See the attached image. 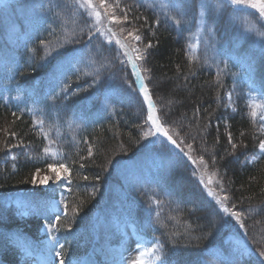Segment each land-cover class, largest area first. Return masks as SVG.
I'll list each match as a JSON object with an SVG mask.
<instances>
[{"label": "rangeland", "instance_id": "374dc122", "mask_svg": "<svg viewBox=\"0 0 264 264\" xmlns=\"http://www.w3.org/2000/svg\"><path fill=\"white\" fill-rule=\"evenodd\" d=\"M134 2L148 6L160 21L173 25L180 35L181 33L188 35L190 58L208 64L209 69L219 72L220 76L231 83L227 90V94L231 93V100L226 95L228 102L225 104L226 107L239 104L241 110L260 129L261 124L264 123L261 120V116L264 115V91L254 76V62L249 55L250 48L243 49L240 45L243 36H253L255 42L262 39V36L257 35V30L264 32V24L259 22L256 10L235 9L227 6L226 0H199L196 12L184 15H178L174 9H162L161 4L169 0H120V5L121 7L133 5ZM94 3L98 4L99 0H94ZM106 3L114 5L115 0H106ZM171 3L179 4L177 0H171ZM202 3L212 6L214 11L212 20H207L208 9L200 8ZM221 5L229 8V12L221 15L227 21L224 28L217 27L216 21L219 17L217 9ZM181 10L184 12V8L181 7ZM100 11L103 13L104 10L100 9ZM116 14L121 15L118 9ZM172 17L180 19L181 24L177 25ZM131 21L133 19L130 18V23L112 24L113 30L118 33V36L112 38V44H107L103 36L99 39L94 38L92 50L85 51L83 62L67 68L66 77L60 75L54 77L53 68L62 59L63 53L58 55L54 53L52 55L55 56L54 62L50 66L46 63L40 68H33L35 52L40 49L43 52L41 60H45L51 44L63 41L65 33L73 27L77 29L83 27L87 30V25L93 21L88 19L87 13L83 10H76L74 0H0V26L3 27V32L0 33V100L14 113L23 115L24 119L20 118L23 122L30 120L29 127L32 134L29 140L14 139L12 145L19 146L16 147L14 154L10 153L9 157L11 159L13 156L28 157V160L33 161L37 166L29 187L0 194V264H4V261L12 264L5 257L15 261L13 264H26L27 259L32 260L33 264H49L50 259L54 257V252H50L51 245L55 243L52 236L58 237L59 244L65 245L63 249L65 264L70 262L71 264H112L113 260L120 264L121 256L126 260L134 259L138 256L137 248L142 251L150 248L155 242L154 237L151 236V240H148L139 234L149 227L147 217L146 224L141 223V228L133 226L130 222L127 213L131 205L126 199L130 193L140 190L154 189L158 193L163 190L159 184L154 183L159 180L164 161L167 163L172 156L170 154L164 157L162 153L172 152V149L174 151L177 147L168 142L167 146L162 145L157 138L159 136L149 137L133 159L123 158L118 162L117 180L105 187L100 202L97 205L93 204L95 209L90 213L87 224L85 222L78 227H66L65 232L60 234L55 230L54 222L56 216L63 213L66 191L69 188V174L59 169L57 162H62L67 167L66 158L69 154L83 156L91 146L86 135L115 117L114 110L119 105L135 102L134 90L128 88L124 78L121 83L116 80L114 74L115 69L126 74L125 64H128L126 59L125 64L122 65L119 59L115 58L117 52L123 51L115 40L126 37V32L120 33V27L135 26ZM154 24L155 21L153 26ZM252 25H255V28ZM105 26H107L106 21ZM259 26H262L263 31ZM130 39L128 38L129 41ZM41 41H45L47 46L41 44ZM97 46L102 49L105 62H111V72L107 76L102 74L100 83L95 84L94 76L86 73L94 72V66H88L90 56L98 60L102 58L96 56ZM117 60L118 63L115 62ZM113 62L116 63L115 66ZM137 63L141 69L146 68L144 61ZM76 68L80 71L76 72ZM23 69L31 72L32 77L23 73ZM158 79L160 80L159 77ZM63 83L70 85L67 100L63 95H56L60 92ZM123 86L126 87V93L122 92ZM73 91L80 93V96H76L77 100L68 106ZM253 111L257 113L255 118L252 116ZM146 116L147 112L144 118L138 115L134 120L137 129L142 133L147 129V125H144L143 129L139 126L144 124ZM39 120L44 121L43 132L37 126ZM45 136L48 139H45ZM261 139H264L262 131ZM181 145L188 152L190 151L185 144ZM45 147L50 148L49 154L44 153ZM253 156L257 158L262 156L258 147L257 151L248 157V162L256 160L252 159ZM196 160L200 172L206 177L207 169L199 163V158ZM49 163H53L60 171L62 177L60 181L54 180L56 171L48 168ZM65 176L67 179H64ZM45 177H48L47 182L41 184L40 181ZM161 197L167 198V192L165 191ZM144 210L148 216L151 215L149 210L145 208ZM18 220L27 225L28 231L33 236L27 233L25 238V235L16 233L13 226ZM50 222L54 225L53 229L48 227ZM59 244H56L57 251L60 250ZM225 248H230L236 254L243 253L242 258L250 255V249L242 237L235 234L228 237L224 244L212 249L211 262L207 264H222ZM144 259L145 264H156L151 255Z\"/></svg>", "mask_w": 264, "mask_h": 264}, {"label": "trees", "instance_id": "16d2710c", "mask_svg": "<svg viewBox=\"0 0 264 264\" xmlns=\"http://www.w3.org/2000/svg\"><path fill=\"white\" fill-rule=\"evenodd\" d=\"M177 2L184 8L185 14H188L196 12L199 0ZM133 6L136 7L134 12L130 13V18L141 17L140 20L131 21L135 27L144 24V17H147L149 25L153 26L157 19L153 11L137 2H134ZM217 12V27L224 28L227 21L221 15L229 12V8L223 7ZM213 14L212 7L206 10L207 20H212ZM259 28L263 31L262 26ZM2 32L3 27L0 26V33ZM141 34L145 37V44L151 40L154 45L148 49L149 55L144 61V66L152 71L144 73L153 92L157 114L163 116L168 113L164 122L169 126L170 134L174 135V129L179 133L178 137L174 135L178 143L183 139V144H191L192 149L188 152L180 144L176 150L162 153L164 157L170 154L172 156L167 163L164 161V167L159 174L158 183L163 190L160 193L154 189L130 193L128 203L131 208L128 214L139 225L146 222V217L150 218L151 226L148 225L145 234L165 242V253L178 264H207L209 258L204 253L206 248L221 242L233 231L243 236L254 254L250 260L241 264H261L258 251L264 248V156L251 163L246 159L256 152L261 140V130L241 110L239 104L226 107L227 90L231 83L218 76L217 71L209 69L208 64L190 58L186 33H181L182 36L173 25L160 21V24H154L151 30L147 26L142 27ZM57 44H51V48ZM240 45L243 49L250 48L254 76L264 91V36L259 42H255L253 36H243ZM42 55L40 49L35 52L33 68H40L46 63H49L48 66L53 64L55 56L41 60ZM115 62L118 63V60ZM115 62L113 66L116 65ZM125 67L126 74H122L118 69L114 70L115 79L120 83L125 77L128 82L133 81L129 64H125ZM22 72L32 77L31 72L25 69ZM109 72L111 64L102 74L107 76ZM126 91L123 86L122 92ZM133 94L134 103H122L114 110L115 117L86 135L92 147L91 156L88 152L83 156L72 153L66 158L71 182L66 194L67 207L57 223L61 233L65 232L66 227H78L88 221L94 206L100 202V196L104 195L105 187L117 180L118 162L123 158L133 159L147 143L148 138L143 137L142 131L137 129V123L134 121L138 115L145 117L147 106L135 90ZM78 95L80 96V93L70 96L68 106L77 100ZM196 109H199V112ZM13 113L10 107L0 101V194L29 187L37 167L28 157H16L15 160L9 157L10 153L14 154L17 149L11 147L9 150L6 145H12L14 139L25 141L32 138L30 120L23 122V115ZM229 132L232 142L237 144L235 150L228 141ZM12 133H15V136ZM157 138L162 145L167 146L164 138ZM200 156L208 161L207 167L204 168L209 176L205 177L199 170L196 159ZM212 158L216 159V164L211 162ZM81 164L84 167H81ZM97 176L100 177L99 180L96 179ZM84 177L88 179L85 180ZM88 186L90 187L87 188ZM209 190L220 197L228 196L225 204L230 208L235 204L234 210L244 213V228L240 227L235 218L223 213L216 197L209 195ZM165 191L167 198H162ZM145 200L147 201L144 205ZM144 208L149 210L151 215L148 216ZM209 221H212L211 227ZM14 224L29 232L27 225L22 221L18 220ZM208 232L212 235L205 236ZM196 237L204 238L198 241ZM174 243H177L178 247L169 251Z\"/></svg>", "mask_w": 264, "mask_h": 264}, {"label": "snow or ice", "instance_id": "6c2138e0", "mask_svg": "<svg viewBox=\"0 0 264 264\" xmlns=\"http://www.w3.org/2000/svg\"><path fill=\"white\" fill-rule=\"evenodd\" d=\"M226 5L231 6L235 9L244 10V9H254L258 13V20L261 24H264V0H226ZM74 7L77 11L83 10L88 15V19L92 20L93 22L91 24L87 25V30L85 28L81 27L77 29V27H73L70 31L65 33V39L63 41H58V44L54 48H49L48 53L46 54L45 59L47 60L48 57L55 54H62V59L54 66L52 75L56 77L57 75L65 76L66 77V69L71 68L74 66V64H80L83 62L84 54L86 50L91 51L92 50V41L94 38L99 39L100 36H103L105 38V42L107 44H112L113 37L118 36V33L113 30L111 27L112 24L122 25L126 23H130L129 13L134 11L133 5H124L121 7L120 0H115L114 5L106 3V0H99V3H94V0H74ZM212 6L207 3H202L200 5V8L204 9H210ZM225 7V5H221L217 10L222 9ZM162 9H174L178 15H184L185 13L181 10V5L171 3V0L169 2H165L161 4ZM100 9H103V13L100 11ZM119 10L121 15L116 14V10ZM134 20H140V16H135L133 18ZM144 24L140 27H131V28H125L120 27V33H127L126 37L123 39H116L115 43L119 45L120 49H122L121 52H117L115 55L116 59H119L120 64H125V59L128 64L131 65V68L133 70V73L136 77L135 81L128 82L127 78L125 77V83H127L128 88L137 90L141 95L143 102L147 106V116L144 120V124L140 125L142 129L144 128V125H147V129L143 131V137L145 139L149 137H163L166 142L170 143L171 145L179 148L180 144L184 143L183 139L179 140V143L177 139L174 138L175 136H179L178 132H175L173 129V134H170L169 126H166V123L164 122V117L168 115V113H164L163 116L157 114V106L155 101L153 100V92L152 89L149 88L148 83H145V78L143 75H141L140 67L137 63V61H146L147 56L149 55L148 49H151L154 47L151 40H149L146 44L144 43L145 37L141 34V28L144 26H147L149 30H151V25L148 23L147 17H144ZM172 19L175 20V23L177 25L181 24L180 19H176L175 17H172ZM105 21L107 22V26H105ZM73 24L75 25V21H73ZM155 24L159 25L160 20L157 18L155 20ZM253 28H255V25H252ZM257 35L264 36V32H260L257 30ZM128 38H131L130 41ZM41 44H44L47 46V43L45 41H41ZM74 45H82L81 47H73ZM140 45H143L141 47ZM65 50H67L65 52ZM96 56L102 57L101 59H96L93 56L89 57V63L88 66L93 67L94 66V72L92 73H86V75H93L94 81L93 83L98 84L100 83V77L102 75V72L106 70L110 66V61L105 62L106 58H103L102 56V49L97 46L95 48ZM134 54V55H133ZM123 57V58H121ZM76 72H79V68L75 69ZM144 72H151L152 70L150 68H144ZM219 72L217 75L219 76ZM79 78V77H77ZM149 81L151 82V77H149ZM219 83V80L217 81ZM138 85V88L136 87ZM69 87L70 85L68 83H63L60 92L57 93V96L63 95V98L67 100L69 98ZM86 91V90H85ZM77 91L71 92V95H77ZM228 99L231 100V93H228ZM56 97H53L55 99ZM197 112H199V109H196ZM15 115V113H13ZM257 113L255 111L252 112V116L255 118ZM261 120L264 121V115L261 116ZM37 126L41 129V132H43V126L44 121L39 120L37 122ZM260 130L264 132V123L261 124ZM13 136H15V133H12ZM243 135V133H241ZM45 139H48L47 136H45ZM228 141L232 146V149L237 148V144L232 142V135L229 132L228 133ZM162 143L164 141L162 140ZM19 145H6V147L10 150L11 147H17ZM186 147H188L190 150L192 149L191 144H187ZM258 149L259 154L264 156V139L259 140L258 143ZM45 154L50 153V148L45 147L43 149ZM183 151V149H181ZM52 155H57L58 153H51ZM88 155H92V149L91 146L88 150ZM13 160L16 159L15 156L12 157ZM189 159L191 157L189 156ZM222 159V158H221ZM253 160L257 159V156L252 157ZM213 164H216V159L212 158L211 161ZM59 163V169H63L64 173L71 174L70 169L66 167L62 162ZM193 163H196V161H193ZM199 163L201 165H204L207 167L208 161H205L203 156L199 157ZM81 167H84L83 164H81ZM48 168L50 170L56 171V176L54 178L55 181H60L62 179L60 171L54 167L53 163L48 164ZM39 171V170H37ZM64 179H67V176L64 177ZM85 180L88 179V177H84ZM97 180L100 179L99 176L96 177ZM48 180V177L43 178L40 183L44 184ZM71 181L69 180V183ZM33 183H35V180H33ZM209 195L215 196L217 203L220 205V208L222 209L223 213L228 214L229 216L235 218L237 223H239L241 228H244L245 225L242 221V217L244 213L240 211H236L235 204L232 205V207H228L225 204V201H227L229 198L228 196H217L215 192H212L209 190ZM159 203V202H157ZM67 206H65L66 208ZM76 211V209H74ZM159 215V214H157ZM65 216H67V212L65 211ZM56 222H60L61 217L58 215L56 216ZM212 221H209V227H211ZM49 229H53L54 225L50 222L48 224ZM56 231H59L58 228L55 229ZM212 235L211 232H208L205 234V236ZM204 237H196V240H200ZM52 240L55 241L51 245L50 252H54V257H52L49 261V264H65V253L63 252V249L65 247L64 244H59V238L56 236H52ZM56 244H59L60 250H56ZM165 242H162L159 239H156L155 242L152 244L150 248H145L144 250L138 251V256L131 260H126L123 256H121L120 264H145V257L148 255H151L152 259L156 262V264H178V262L172 261L171 258L165 253ZM178 247L177 243L173 244V248L169 249V251H173ZM243 253L236 254L234 253L230 248H225L223 252V261L222 264H240V260L243 257ZM258 256L261 258V264H264V248L259 249ZM71 264V262H70ZM112 264H117L115 260L112 261Z\"/></svg>", "mask_w": 264, "mask_h": 264}]
</instances>
